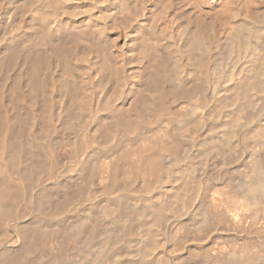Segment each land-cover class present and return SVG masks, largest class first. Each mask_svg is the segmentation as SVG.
Segmentation results:
<instances>
[{
	"label": "rangeland",
	"instance_id": "obj_1",
	"mask_svg": "<svg viewBox=\"0 0 264 264\" xmlns=\"http://www.w3.org/2000/svg\"><path fill=\"white\" fill-rule=\"evenodd\" d=\"M18 1L22 2L23 0H0V37L4 38H0V42L3 40L0 43V49L9 43L4 42L5 38L13 34L20 36L21 31H24L25 28L22 27L23 30H21V26L19 27L15 23L32 17H35L32 22L35 33H38V37L41 34L39 38H42L40 41L34 34V39L37 37L39 41L36 44L41 43L36 45V48H38L37 46L43 48L44 45L40 46L45 37L51 39L59 36H71V34L80 31L79 29L83 30L80 31L81 33L90 31L97 36L98 27H106L104 34L105 37L108 35L106 40L111 42H108L107 50L96 47L92 51L94 47L90 46L88 49L92 47L89 50L91 53L85 48L77 61L81 69L88 67L85 68L86 71L83 70V74L91 83L89 84L97 83H95L96 86H93L92 93L94 95L91 96L93 102L90 99L91 105L93 104V108L95 107L94 110L92 109V113L104 115L106 111L110 113L112 110L120 109L121 106L123 107L121 109H126L127 103L134 97L136 88L144 80V69H152L153 65H156L154 58L157 56L155 55L159 54L160 56L166 54V56L164 55L166 64L162 65L164 70L161 69V79H164L161 82L165 95L163 93L162 97H164L159 98V101L157 99L156 106L162 105V108L160 107L158 110L157 106V111L148 112L146 119L151 116L152 120L149 118L146 121L145 119L141 124L140 121L143 118H140L141 120L138 118L136 120L142 125H140L141 128L139 125L137 127V122H134L132 128H129L130 131L126 130L127 128L118 127L116 132L119 133H115L114 139H110V142L104 140L103 137L104 142L100 140L99 133L98 137L96 134L94 135L98 138L97 140L93 136L95 133L93 129L96 131L95 123H92L94 114L92 117L86 115V119L88 118L87 121L89 120L90 123L84 118L85 115L82 117L83 119H80L89 128L78 120L81 126L73 127V129L69 123L60 120V114L56 115L57 111L49 112L38 109L39 111L35 113L32 107H28L29 117L28 123H26L30 126L28 128L26 123V126H22L27 127L29 131L27 129L24 131L25 128L22 126L21 130L25 135L21 130L15 131L17 135L21 132L19 136L26 137L21 136L20 139L15 132H13L14 136L2 135V139L5 137V141L8 138L11 142L6 145L0 137L2 140H0V150L3 148L0 152V185L10 181L14 184L18 182V184L23 183V185H18L22 186L19 188L21 192L24 187L27 189L24 191L25 193L20 192L22 195V197L19 195L20 200L16 198L13 204L11 202L6 206L7 213L5 212V216L2 217L4 219L0 218V264H106V261H109L108 264H220V262L234 264L241 259L246 260L248 256L252 255L253 260L258 257L254 264L257 262L264 264V205L249 204L248 199L244 201L246 189L250 185L253 186L252 183L256 179V171L253 169H255L254 161L258 157L257 152L259 156L264 157V146L260 147L262 142L264 143V73L258 76V85L256 86L258 89L255 87L253 92H250L254 98L253 102L243 104L242 100L238 103H236L237 100L234 101L236 94L234 84L238 75L244 73L243 69L247 71L254 64L247 54H241L243 50H239L243 49L244 45L247 46L246 44L249 42L257 43L263 45L262 50L257 54L260 59L264 58V0H205L203 5L197 0H59V3L53 0L55 5L52 4V0H39L41 4L37 0L38 3L33 4L35 2L33 0L32 5L28 4L29 0H24L23 5L22 3L19 5ZM18 6H23L21 9L23 11L28 6L27 9L30 12L26 9L25 13L20 12L24 16L16 14L17 12L14 11L15 9L17 11ZM30 7L33 9L32 11ZM238 10L241 11L240 14ZM191 18L199 20L207 30L204 29L206 32L204 35L207 37V40H204L206 43L205 45L201 44L200 50L189 47L192 35H195V27L192 26L194 23L190 22ZM15 20L17 21L15 22ZM148 21L150 24L147 23ZM14 26L20 30H16ZM148 26L151 28L149 29ZM187 26L191 28L189 35L185 33ZM9 31H12L11 35ZM146 39L152 42L155 40L157 43L151 42L152 46H149L150 43ZM146 46L149 47V50ZM34 47L32 46L31 49ZM143 48L148 52H144ZM201 48L207 49H203V53H201L203 55L206 52L203 56L206 55L205 59L208 58V60L204 59V73L200 74L204 75L202 78L199 73L191 71L194 68L192 67L194 57H196L194 55H198ZM103 49L106 52L110 50L108 55ZM160 50L162 53L159 52ZM190 57L192 60L189 59ZM55 60H52L54 62L51 64V69L54 65L57 67L54 68L55 73L51 70L52 73L57 79L69 77L66 79L69 81L70 76L66 73L64 74L67 76H61L63 73L60 74V66ZM106 63L108 64L106 65ZM141 64L144 65V68ZM108 67L112 69L110 71H115V75L118 74L117 81L115 79L111 83L104 79L103 82L100 81L99 78L102 77L100 76L102 74L97 70ZM165 67L166 70H169L166 71ZM233 69L237 72V74L235 72V76H237L229 77L230 72L228 71ZM97 72L100 73L97 74ZM164 72L166 75L163 74ZM140 73L143 74L142 77ZM250 77L254 78V76ZM0 78L3 84L8 81L4 82L3 80L6 78L1 75ZM202 80L209 83L205 84ZM118 81L122 84V89L119 88L121 84ZM5 84L7 88L10 87L7 83ZM8 89L7 93L4 90L0 96L8 97L6 99L2 97V99L12 112L8 110L7 106L6 110L14 115L13 110L16 107H12L11 99H9L12 98L10 93L14 92L13 89ZM28 89L29 87H25L21 91L22 95H26ZM134 89L135 91H133ZM178 89H186L188 96L182 93L177 95ZM109 92L113 93L111 95L115 96L114 99ZM149 92L145 91L144 95L147 94V98L152 97L151 95L154 93ZM31 93L29 91L27 96ZM102 96H105L104 102L113 99L110 101L112 103L107 102L104 107ZM230 96H232V100ZM227 99L231 101L228 103ZM94 100L97 105L94 104ZM9 104H11V108ZM98 105L99 109L103 110L104 107L105 110L98 111V107H96ZM238 111H241L243 115L240 119L238 118L239 121L233 122L232 119L235 118ZM131 113L134 111L132 110ZM144 113L147 114V112ZM32 115V118L36 120L30 117ZM249 115L252 120L248 123L246 119ZM29 118L36 122H30ZM228 121L230 122L227 123ZM66 124L69 125V129L66 128ZM232 125L233 131L230 128ZM90 130L91 133L93 132L92 135H90ZM119 130H125V135L123 131H121L123 132L121 135ZM244 131L247 135H244ZM89 136L91 139L94 137V140H91ZM117 136L120 141L117 140ZM88 138L89 145L86 144ZM11 139H16L19 143H16L15 140L13 145ZM85 139L86 142L83 143L82 141ZM52 143L54 144L52 145ZM78 143L82 144L81 148L77 147ZM9 144L16 145L15 147L19 146L17 147L19 153L24 154L22 156L20 153L23 161L20 159L19 153L16 154L17 148L14 147L13 150V146ZM85 145L88 148H85ZM5 146H8L7 148L10 150H7ZM21 148L22 151H20ZM44 148L47 149L44 150ZM77 148H80V152ZM173 148L175 149L173 150ZM24 149H27L26 153L29 154L26 155L23 152ZM39 149L44 152H40ZM74 149H76L74 151L76 155H74ZM49 151L52 152L51 155ZM2 153L4 154L1 155ZM31 153L34 155L32 158ZM49 155L51 157L53 155L56 161L59 160L55 161L56 168L53 166L51 170H48L50 167L48 161L51 162ZM151 156L152 158H150ZM35 157L36 160L40 159V162L44 163H40L44 165V167L41 166V168L43 167L42 175L36 169V166L40 167V164L37 160L38 165H36ZM43 157L44 159H41ZM8 158H11L13 162ZM2 159L10 161L6 160L7 164H4ZM29 159L32 160L37 172L34 171V173L32 172L33 168H29L31 166H29V163L31 164ZM10 163L14 166H11V169L9 168ZM24 164L26 165L24 166ZM45 165L49 167L46 169ZM19 169L26 174L20 173L22 171H18ZM8 172H11L12 176L7 175ZM18 172L21 177L15 175ZM45 173L49 176L47 177ZM90 173L92 174L90 175ZM8 178L11 180L9 181ZM33 179L37 180V183ZM78 180L80 181L77 182ZM24 183L26 184L24 185ZM70 185L71 187H69ZM77 186H80L81 189ZM75 189L79 192H76ZM82 190L85 194L82 193ZM65 191L69 193L67 194ZM43 193H46V196ZM64 193L68 196L70 194L71 199ZM47 195H52V198ZM17 199L20 203L17 202ZM58 202L62 205L61 207ZM247 202L248 204H246ZM56 205L59 207H55ZM130 230H135V232L132 233ZM24 233L27 235L24 236ZM30 247L33 248L32 251ZM34 249L36 250L34 251ZM252 251L253 254H251ZM247 252L251 253L248 255ZM4 259L8 262H3ZM19 259L20 262H18Z\"/></svg>",
	"mask_w": 264,
	"mask_h": 264
},
{
	"label": "bare ground",
	"instance_id": "obj_2",
	"mask_svg": "<svg viewBox=\"0 0 264 264\" xmlns=\"http://www.w3.org/2000/svg\"><path fill=\"white\" fill-rule=\"evenodd\" d=\"M24 1V0H23ZM22 1V2H23ZM26 1V0H25ZM28 1V0H27ZM37 1H39V0H37ZM55 1V0H54ZM197 1H199V3L201 4V5H203V3L205 2V0H197ZM19 2V1H18ZM22 2H19V5H21L20 3H22ZM33 2V0H29L28 1V4H31ZM40 2V1H39ZM52 2H53V0H52ZM56 3L58 2L59 3V0H56L55 1ZM25 3V2H24ZM35 3H38V2H36V0H35V2L33 3V4H35ZM56 3H52V4H56ZM14 4V3H13ZM16 4H17V2H16ZM15 4V5H16ZM26 4H27V2H26ZM40 4H41V2H40ZM22 5H23V3H22ZM32 5V4H31ZM31 5H29V6H31ZM252 6V5H251ZM23 7V6H22ZM22 7H19L18 6V8H17V11H16V9H15V13L16 14H21L20 12H23V13H25L24 11H26V9H27V7H26V9L23 11V10H21L22 9ZM24 7V8H25ZM35 7H36V5H35ZM30 9H31V11L33 10L32 9V7H30ZM29 9V10H30ZM36 9V8H35ZM237 10V9H236ZM241 10V9H240ZM240 10H238V13L240 14ZM27 11H28V9H27ZM13 12V13H14ZM28 12H30V11H28ZM23 13L21 14V15H23ZM238 13H236V14H238ZM264 13V12H263ZM263 13H261V15H263ZM30 14V13H29ZM20 15V16H21ZM26 15V14H25ZM31 15H32V13H31ZM24 16V15H23ZM15 18V17H14ZM35 18V17H34ZM33 17L32 18H28L27 20H18L20 23H21V25H20V23H15L17 26H21L20 27V29L21 30H23L22 29V27L23 28H27L26 30L24 29V31H21V35L20 36H18V35H16V37H15V35L13 34V35H11V32H10V37H7L6 35V37L7 38H5V40H4V42H9L8 44H7V46L6 47H1V49H0V75L2 76V77H5L6 79L5 80H3L4 82L5 81H7V82H5V83H7V85L9 86L10 85V87H8L9 89H13L12 91L15 93V95H14V93L12 94V93H10L11 94V96H12V98H9V99H11V103H12V107L13 108H15L16 107V109H14L13 110V112L15 113H13L14 115H11L10 113H9V111L8 110H10L11 111V109H9L8 108V104H6L5 105V103L3 102L4 100L2 99V97L4 98L5 96H0V137H1V139H2V135H4V136H10V135H13L14 136V134H13V132H15V131H20L22 128H25L24 129V131H26V129H27V127H23L24 125H25V123L27 122L28 123V117H29V114H28V107H32V109L33 110H35V113H36V111H39L38 109H40V110H47V111H49V112H53V111H57V116H58V114H60L59 115V117H60V120L62 119V122H65V123H69L71 126L70 127H80L81 126V124H83L81 121H80V119H83L82 117H84V115H85V119H86V115H88L89 117H92V115L94 114V113H92L93 112V110L95 109V107L93 108V106L91 105V103H90V99L91 98H93V97H91L92 96V92H93V86L95 85L96 86V82H94L92 85H90L91 83L89 82V80L84 76V74H83V70L87 67H83V69H81V67L77 64L78 62V58H79V56H80V53L82 54L83 52H82V50H84L85 51V48H89L90 46H93L94 48L92 49V51L93 50H95V48L97 47V49L99 48V47H101L100 49H102V48H105V50H107V46H108V42H110V40L108 41V40H106V37L108 36H106L105 37V31H104V29L106 28H104V27H102V26H100V27H98V29L96 30L97 32H98V35L97 36H95V34L94 33H92V32H86V33H81L80 31L82 30V29H79L80 31H76L77 33H75V34H71V36L70 35H67L66 37H62V36H59V37H56V38H51V39H48V38H44L42 41L44 42H42V45L40 46V47H42L43 45V48H39V46H37L38 48H36V45H40V44H36V43H38L39 41L37 40V37H38V33L36 34L35 33V29H34V27H33V24H32V22H33V19H34ZM13 19V18H12ZM17 20H15V22L17 21ZM43 20V19H42ZM212 20V19H211ZM13 22V21H12ZM23 22V23H22ZM190 22H192L191 24H193L192 26L193 27H195L194 28V32H195V35L193 36L192 35V38H191V44L189 45V47L191 48V49H197V50H200L199 48L202 46V45H205V43L206 42H204V40L206 39L207 40V37L204 35V34H206V32H204V27H203V25H202V23H200V21L199 20H195V19H192L191 18V21ZM237 22V21H236ZM148 24H150V22L148 21L147 22ZM204 24V23H203ZM214 24V23H213ZM236 25V24H235ZM36 26V25H35ZM239 26V25H238ZM37 27V26H36ZM176 27V26H175ZM205 27H206V25H205ZM237 27V26H236ZM14 28H15V26H14ZM148 28L150 29L151 27H149L148 26ZM207 28V27H206ZM16 30H18L19 28H15ZM19 29V30H20ZM43 29H44V27H43ZM12 30H13V25H12ZM15 30V31H16ZM191 30V28L189 27V26H187V27H185V33L187 34V35H189V31ZM206 30V29H205ZM37 31V30H36ZM39 31V30H38ZM83 31V30H82ZM175 31V30H174ZM207 31V30H206ZM14 32V31H13ZM44 32V31H43ZM94 32V31H93ZM204 32V33H203ZM6 33H7V31H6ZM16 33H17V31H16ZM40 33V32H39ZM191 33V32H190ZM19 34V33H18ZM34 34H36L37 35V37H36V39H34ZM43 34V33H42ZM68 34V33H67ZM173 34V33H172ZM41 35V34H40ZM40 35H39V37H40ZM45 35V34H44ZM62 35V34H61ZM1 36V35H0ZM5 36H2V37H5ZM18 36V37H17ZM43 36V35H42ZM64 36V35H63ZM99 36V37H98ZM38 37V39H40V41H41V39L42 38H39ZM52 37V36H51ZM206 37V38H205ZM1 38V37H0ZM250 38V37H249ZM1 39H4V38H1ZM109 39V38H108ZM34 40H37V42L35 41L34 42ZM113 40V39H112ZM147 41H149L148 39H146ZM157 41H158V39H156ZM205 40V41H206ZM247 40V39H246ZM249 40V39H248ZM247 40V41H248ZM1 41V40H0ZM154 42H156L155 40H153ZM2 42H3V40H2ZM2 42H0V43H2ZM151 42L152 41H149V46L151 45ZM154 42H152L153 44H154ZM111 43V42H110ZM157 43V42H156ZM155 43V44H156ZM159 43H160V41H159ZM158 43V44H159ZM6 44V43H5ZM4 44V45H5ZM145 44H147V43H145ZM202 44V45H201ZM9 45V46H8ZM207 45V44H206ZM247 46H245L244 45V47H242L243 49H241V50H239V51H242L241 52V54L242 53H245V54H247V56L250 58V61H252V62H254V64L252 65V67L250 68V69H247V71L245 70V69H243L242 70V72H244V73H240L239 75H238V77H237V81H236V83L234 84L235 85V90H236V94H235V100L234 101H236L237 100V102L236 103H238V101L240 102V100H242L241 102H243V104L244 103H251V102H253L254 100V98L252 97V94L250 93L252 90H254V88L258 85V76L260 75V74H263L264 73V65H263V60H264V58L262 57L261 59H260V56L257 54L259 51H261L262 50V47H263V45H260V44H257V43H253V42H249L248 44H246ZM3 46V45H2ZM32 46L34 47V49H31L32 48ZM152 46V45H151ZM241 46H243V45H241ZM147 47V49L149 50V47L148 46H146ZM161 47V46H160ZM206 47V46H205ZM209 47V46H208ZM92 48V47H91ZM90 48V49H91ZM109 48H110V46H109ZM108 48V49H109ZM153 48V47H152ZM86 49V50H87ZM90 49H88V52H90L89 50ZM99 49V50H100ZM111 49V48H110ZM146 49V48H145ZM204 49V48H203ZM202 48H201V51H200V53L202 52V50H203ZM104 50V49H103ZM104 50V51H105ZM143 51H144V48L142 49ZM148 50L146 51V52H148ZM151 50V49H150ZM157 50H158V48H157ZM204 50H207V49H204ZM144 51V52H145ZM162 50H160L159 52H161ZM87 52V53H88ZM98 52V51H97ZM110 52V50L108 51V52H106L105 51V54H107L108 55V53ZM143 52V53H144ZM159 52H157V53H159ZM198 52V51H197ZM205 52V51H204ZM86 53V54H87ZM91 53V52H90ZM112 53V52H111ZM110 53V54H111ZM152 54H153V52H151ZM155 53H156V50H155ZM154 53V54H155ZM162 53V52H161ZM199 53V54H200ZM203 53V52H202ZM202 53L199 55H194V56H196V57H194V64H193V66L192 67H194V68H192V70L191 71H195L196 73H199V75L203 72L204 73V70H203V67H204V59L206 58V55L205 56H203L202 55ZM85 54V53H84ZM191 54V53H190ZM88 55V54H87ZM90 55V54H89ZM98 55V54H97ZM144 55V54H143ZM146 56H147V54H145ZM165 56H166V54H164ZM160 56V54L159 55H155V56H157V57H155L154 58V60L156 61V65H153L154 64V62H153V66L154 67H152V69H144L145 71H144V76H143V81H142V83L141 84H139V86H138V88H136V91H135V89L133 90V91H135V93H134V97H132V99H131V101L129 102V103H127L128 104V106H126V109H121V108H123L122 106H121V108L120 109H116V110H112L110 113H109V111H106V114H101V113H97V114H94V121H92V123H95V128H96V131H95V129H93V131L95 132L94 134H93V136L96 134L97 135V137H98V135L100 134V140H109V142H110V139L112 140V139H114V134L115 133H119L118 131L116 132V130L118 129V127H124L126 130H129V128H132L131 126L134 124V122H137L136 124H137V127H138V125H139V127L141 128V124L145 121V119H146V116L148 115V112L149 111H153L154 110V112H155V110L159 107L158 105V107L156 106V104H157V99H158V101H159V98L160 99H162L163 97H162V95H163V93L165 92L164 91V88H163V85H162V82H161V69L162 68H164V66H162V65H164V63H165V56ZM103 56V55H102ZM105 56V55H104ZM110 56V55H109ZM100 57H101V55H100ZM188 57V56H187ZM149 58V57H148ZM53 59H56L55 61L58 63V65L60 66V68H59V66H58V68L60 69V71H61V73H60V71L59 70H57L56 69V71H59V73L60 74H62L61 76H63V75H65V76H67V75H69L70 76V80L68 81V80H66L67 78H69V77H67L66 79L65 78H58L57 79V77L55 76V69L54 68H56L57 67V65L54 67L53 66V69H51V64H53V62H52V60ZM83 59V58H82ZM143 59V58H142ZM189 59H191L192 60V57H190ZM84 60V59H83ZM98 60V59H97ZM101 60V59H100ZM205 60H208V58L207 59H205ZM112 61V60H111ZM97 62V61H96ZM104 62H105V60H104ZM107 62V61H106ZM140 62L142 63V60H140ZM167 62V61H166ZM189 62V61H188ZM193 62V61H192ZM191 62V63H192ZM100 63V62H99ZM146 63V62H145ZM205 63H206V61H205ZM54 64H56V63H54ZM79 64H80V62H79ZM84 64V63H83ZM108 63H106V65H107ZM113 64V63H112ZM144 64V63H143ZM166 64V63H165ZM168 64H169V62H168ZM82 65V64H81ZM104 65V64H103ZM103 65H101V66H103ZM110 65V64H109ZM171 65V64H170ZM236 65V64H235ZM235 65H233V66H235ZM112 66V65H111ZM115 66V65H114ZM141 66H142V64H141ZM144 66V65H143ZM142 66V67H143ZM161 66V67H160ZM169 66V65H168ZM104 67V66H103ZM170 67V66H169ZM88 68V67H87ZM100 68V67H99ZM106 68V67H105ZM141 68V67H140ZM144 68V67H143ZM147 68H148V66H147ZM206 68V67H205ZM115 70H116V68H114ZM167 68L165 67V70H166ZM232 69V68H231ZM54 71V73H52V71ZM110 70H112V69H109V67L107 68V69H103V68H101L100 70L98 69L97 71H100L101 72V74L102 75H100V76H102L101 78H99V79H101L100 81H102L103 79L107 82H110L111 83V81H113V79H115L116 81L118 80V78L116 79V76L118 75V74H116L115 75V71L113 72V71H110ZM117 70H119V69H117ZM141 70V69H140ZM162 70H164V69H162ZM169 70V69H168ZM168 70H166V71H168ZM238 70V69H237ZM241 70V69H240ZM85 71H86V69H85ZM190 71V70H189ZM100 72H97V74H99ZM117 72V71H116ZM118 72H120V71H118ZM141 72H142V70H141ZM163 72V71H162ZM228 72H230L229 73V77H234L235 76V69H233V70H231V71H228ZM58 72H56V75H58L57 74ZM64 73H66V74H64ZM85 73V72H84ZM143 73V72H142ZM167 74H168V72H166ZM171 73V72H170ZM181 73V72H180ZM202 73V74H203ZM59 74V75H60ZM122 74V73H121ZM163 74H165V72L163 73ZM201 74V75H202ZM236 74H237V72H236ZM140 75H141V73H140ZM143 75V74H142ZM142 75H141V77H142ZM166 75V74H165ZM200 75V76H201ZM199 76V77H200ZM204 76V75H203ZM203 76H201V78L203 77ZM206 76V75H205ZM237 76V75H236ZM235 76V77H236ZM250 76H254V78H251ZM118 77V76H117ZM207 77V76H206ZM72 78V79H71ZM98 78V77H97ZM208 78V77H207ZM63 79H65V80H63ZM120 79H121V77H120ZM204 79H205V77H204ZM229 79V78H228ZM251 79H253L251 82L250 81H248V80H251ZM0 80H1V78H0ZM114 80V81H115ZM122 80V79H121ZM121 80H119L120 82H121ZM164 80V79H163ZM162 80V81H163ZM206 80V79H205ZM260 80V79H259ZM118 81V82H119ZM203 81V80H202ZM207 81H209V80H207ZM235 81V80H234ZM233 81V82H234ZM99 82V81H98ZM103 82V81H102ZM119 82V83H120ZM204 83H205V81H203ZM1 83H2V85H1ZM4 83V84H5ZM90 83V84H89ZM96 83V84H95ZM114 83V82H113ZM115 83H117V82H115ZM207 83H209V82H207ZM207 83H205V84H207ZM3 84V82H2V80L0 81V93L1 92H3L4 93V90H5V92H6V90L8 89L7 88V86H5ZM121 84V83H120ZM110 85V84H109ZM117 85V84H116ZM119 85V84H118ZM117 85V86H118ZM91 86H92V88H91ZM98 86V85H97ZM111 86V85H110ZM122 84L119 86V88L120 89H122ZM137 86V85H136ZM25 87H29V91H31L32 93L31 94H29L28 96H27V94L29 93V91H27L28 93H26V95H22V90L25 88ZM102 87V86H101ZM167 87V86H166ZM181 87H183V86H181ZM5 88H7V89H5ZM30 88H31V90H30ZM116 88V87H115ZM118 88V87H117ZM118 88V89H119ZM192 88V87H191ZM197 88V87H196ZM203 88H204V86H203ZM232 88V87H231ZM257 88V87H256ZM8 89V90H9ZM27 89V88H26ZM120 89H119V91H120ZM188 89V88H187ZM198 89H201V87L199 88L198 87ZM258 89V88H257ZM111 90H113L112 88H111ZM168 90V89H167ZM186 90V89H185ZM185 90H183V89H181V90H179L178 89V94L177 95H179V93H182L183 95L185 94L186 96H188L187 94H188V92L187 91H185ZM233 91H234V87H233V89H232ZM256 90V89H255ZM25 91V90H24ZM145 91H150L149 93H153V95H151L152 97H148L147 98V94L146 95H144L145 94ZM193 91V90H192ZM10 92V91H9ZM9 92H8V94H9ZM197 92V91H196ZM200 92H201V90H200ZM230 92V91H229ZM232 92V91H231ZM253 92V91H252ZM254 92H256V91H254ZM7 93V92H6ZM99 93V92H98ZM110 93V92H109ZM111 94H113V93H110V95ZM133 94V93H132ZM0 95H2V94H0ZM14 95V96H13ZM94 95V94H93ZM95 95H97L96 93H95ZM164 95H165V93H164ZM182 95V96H183ZM10 95H9V97H11ZM98 96H100L99 94H98ZM109 96V95H108ZM113 95H111V97H112ZM150 96V95H149ZM105 97V96H104ZM104 97L102 96V100H103V106L105 107L106 105H104L105 103H109L110 101H112L113 99H114V97H112L113 99H111V97H110V99L111 100H109L108 99V101L107 102H104ZM162 97V98H161ZM231 97V100H232V96H230ZM6 98H8V97H5L4 99H6ZM166 98V97H165ZM228 98V97H227ZM99 99V98H98ZM226 99V98H225ZM229 99V98H228ZM227 99V100H228ZM100 100V99H99ZM129 100V99H128ZM227 100H226V103H227ZM230 100V101H231ZM91 101L93 102V100L91 99ZM95 101V100H94ZM162 101V100H161ZM225 101V100H224ZM229 100H228V103L230 102ZM6 102V101H5ZM97 102L95 101V103L94 104H96ZM110 103H112V102H110ZM109 103V104H110ZM161 103H163V102H161ZM165 103V102H164ZM158 104H159V102H158ZM231 104V103H230ZM241 104V103H240ZM11 104H9V107L11 108V106H10ZM97 105V104H96ZM112 106H113V104H111ZM6 106H7V108H8V110H6L7 108H6ZM101 106V105H100ZM125 106V105H124ZM96 107H98V111L99 110H101V109H99L100 107H99V105L98 106H96ZM104 107H103V110H105L104 109ZM114 107H117V106H114ZM157 107V108H156ZM161 108H162V105L160 106ZM160 107L158 108V110L160 109ZM23 109H24V111H23ZM93 109V110H92ZM262 109V108H261ZM103 110H101V111H103ZM134 111V113H131V111ZM157 111V110H156ZM7 112V113H6ZM12 112V111H11ZM30 112H32V111H30ZM59 112V113H58ZM144 112H147V114L145 115V113ZM235 112H236V110H235ZM10 115H9V114ZM34 113V114H35ZM44 113V112H43ZM48 113V112H47ZM103 113V112H102ZM105 113V112H104ZM109 113V114H108ZM159 113V112H158ZM30 114H33V113H30ZM150 114V113H149ZM237 114V113H236ZM49 115V114H48ZM242 115H243V113L241 112V111H238V114L235 116V118L234 119H232V121L233 122H236L237 120H238V118L240 119L241 117H242ZM252 115V114H251ZM52 116H54L53 114H52ZM80 116H81V118H80ZM31 118L33 117V115L32 116H30ZM45 117V116H44ZM55 117V116H54ZM151 117V116H150ZM149 117V118H150ZM247 117V116H246ZM49 118V117H48ZM139 118V119H138ZM140 118H143L142 120L140 119ZM148 118V117H147ZM148 118V119H149ZM32 119H35V118H32ZM31 119V120H32ZM59 119V118H58ZM84 119V120H85ZM88 119V118H87ZM87 119H86V121H87ZM91 119V118H90ZM136 119H138V120H141L140 122H141V124H140V122L139 121H137ZM148 119H146V121L148 120ZM157 119V118H156ZM30 120V118H29V121L30 122H33V121H35V120H32L31 121ZM81 122V124L79 125V121ZM83 120V121H84ZM92 120H93V118H92ZM149 120H152L151 118L149 119ZM158 120V119H157ZM160 120V119H159ZM247 120V122L249 123V121L251 122V120H252V117L249 115L248 116V119H246ZM52 121V120H51ZM59 121V120H58ZM89 121V120H88ZM87 121V122H88ZM143 121V122H142ZM154 121V120H153ZM239 121V120H238ZM36 122V121H35ZM49 122V121H48ZM57 122V121H56ZM61 124H62V122L61 121H59ZM138 122H139V124H138ZM149 122V121H148ZM230 121H228L227 123H229ZM233 122H231L232 124H233ZM26 123V124H27ZM47 123V122H46ZM88 123H90V122H88ZM230 123V124H231ZM247 123V124H248ZM31 124V123H30ZM34 124V123H33ZM32 124V125H33ZM64 124V123H63ZM75 124H78L79 126H76ZM85 124V123H84ZM83 124V125H84ZM145 124H146V122H145ZM144 124V125H145ZM152 124V123H151ZM246 124V125H247ZM23 125V126H22ZM65 125V124H64ZM67 125V124H66ZM73 125V126H72ZM82 125V126H83ZM141 125V126H140ZM234 126H235V124H233ZM233 125L230 127V128H232L233 127ZM249 125V124H248ZM21 126H22V128H21ZM26 126V125H25ZM27 126H28V128H29V124H27ZM49 126V125H48ZM68 126V127H67ZM66 126V128L67 129H69V125H67ZM85 126H86V124H85ZM146 126V125H145ZM148 126V125H147ZM57 127H59V126H57ZM87 127V126H86ZM144 127V126H143ZM72 128H70V129H72ZM82 128H84V126L82 127ZM81 128V129H82ZM87 128H89V127H87ZM91 128H92V126H91ZM134 128V127H133ZM136 128V127H135ZM147 128V127H146ZM74 129V128H73ZM73 129L71 130V131H73ZM123 129V128H122ZM28 130V129H27ZM80 130V129H79ZM84 130V129H83ZM131 130V129H130ZM129 130V131H130ZM132 130H135V129H132ZM29 131V130H28ZM27 131V132H28ZM75 131H77V129H75ZM120 131V130H119ZM121 131H125V130H121ZM120 131V134L121 133H123V132H121ZM129 131H126V133L128 132L129 133ZM231 131H233V128L231 129ZM249 131V130H248ZM21 132H22V134H24V132H23V130H21ZM20 132V133H21ZM61 132V131H60ZM74 132V131H73ZM87 132H88V129H87ZM90 133H91V130L89 131ZM247 132V131H246ZM18 133V132H17ZM20 133L17 135L16 134V132H15V134L17 135V136H19L20 135ZM46 133V132H45ZM44 133V134H45ZM89 133V134H90ZM93 133V132H92ZM92 133L90 134V135H92ZM99 133V134H98ZM132 133V132H131ZM130 133V134H131ZM135 133V132H134ZM231 133V132H230ZM244 133H245V131H244ZM248 133V132H247ZM33 134V133H32ZM48 134V133H47ZM86 134V133H85ZM88 134V133H87ZM86 134V135H87ZM124 135H125V132L123 133ZM123 134H121V135H123ZM137 134V133H136ZM25 135V134H24ZM86 135H84L85 137H86ZM116 135V134H115ZM117 135H119V134H117ZM121 135H119L120 137H121ZM229 135H231V134H229ZM244 135H247L246 133L244 134ZM21 136H23V135H21ZM21 136H19L20 137V139H21ZM67 136V135H66ZM119 136H117L116 138H117V140H119L118 139V137ZM24 137V136H23ZM26 137V136H25ZM24 137V138H25ZM27 137H30V136H27ZM34 137V136H33ZM60 137V136H59ZM88 137V136H87ZM95 137V136H94ZM94 137H92V139H91V136H89V138L91 139V140H94L93 138ZM102 137H103V139H102ZM111 137H113V138H111ZM124 137H126V136H124ZM4 138L5 137H3V141L2 142H5V145H6V143H8V142H10L9 141V139L8 138H6V140L7 141H5L4 140ZM10 138V137H9ZM89 138H88V141H87V145H89L88 144V142L90 141L89 140ZM14 139V138H13ZM35 139V138H34ZM44 139V138H43ZM81 139H82V137H81ZM95 139L97 140L98 138H96L95 137ZM12 140V139H11ZM16 140V139H15ZM15 140H12L13 141V145L15 144ZM36 140V139H35ZM53 140V139H52ZM56 140V139H55ZM104 140H103V142H104ZM121 140H123L122 138H121ZM0 141V142H1ZM20 141V140H19ZM22 141V140H21ZM29 141V140H28ZM106 141V142H107ZM120 141V140H119ZM118 141V142H119ZM263 141H264V139H263ZM18 141L16 140V143H17ZM57 142V141H56ZM83 143H85L86 142V139H85V141L83 140L82 141ZM122 142V141H121ZM11 143V142H10ZM19 143V142H18ZM32 143V142H31ZM38 143H41V142H38ZM80 143V142H79ZM78 143V146L77 147H80L81 148V146L80 145H82V144H79ZM94 143V142H93ZM101 143V142H100ZM108 143V142H107ZM170 143V142H169ZM2 144H4V143H2ZM12 144H9V145H12ZM54 143H52V145H53ZM103 144V143H102ZM105 144V143H104ZM166 144V143H165ZM264 143L262 142V145H260V147L261 148H263L262 146H264L263 145ZM12 145V146H13ZM26 145V144H25ZM33 145V144H32ZM37 145V144H36ZM36 145H35V148H36ZM48 145V144H47ZM84 145V144H83ZM168 145V144H167ZM170 145H172V144H170ZM174 145V144H173ZM178 145V144H177ZM16 146V145H15ZM15 146H13V150H14V147ZM43 146V145H42ZM6 147V146H5ZM8 147V146H7ZM6 147V148H7ZM10 147V146H9ZM17 147H19V146H17ZM17 147H15V148H17ZM31 147V146H30ZM44 147V146H43ZM52 147V146H51ZM54 147V146H53ZM75 147V146H74ZM85 148L87 147L86 145L84 146ZM126 147V146H125ZM127 147H128V145H127ZM143 147V146H142ZM141 147V148H142ZM173 147H175V146H173ZM76 148V147H75ZM80 148H77V150H79ZM82 148H83V146H82ZM88 148V147H87ZM164 148V147H163ZM3 149V148H2ZM1 149V150H2ZM28 149H30V148H28ZM45 149H47V148H44V150ZM55 151H56V149H57V147H56V149L55 148H53ZM139 149V148H138ZM157 149V148H156ZM170 149V148H169ZM175 148H173V150H174ZM264 149V148H263ZM1 150H0V152H1ZM7 150H10L9 148H7ZM12 150V149H11ZM12 150V151H13ZM25 151H23V152H27L26 150L27 149H24ZM32 150V149H31ZM142 150V149H141ZM3 151H5V150H3ZM11 151V153H13L14 154V152H12ZM15 151H18V148H17V150H15ZM20 151H22V148H21V150ZM39 151L40 152H42L40 149H39ZM38 151V152H39ZM72 151V150H71ZM74 151H76V149H74L73 150V152ZM149 151V150H148ZM44 152V151H43ZM42 152V153H43ZM50 152V151H49ZM78 152H80V150L78 151ZM78 152H76L77 154H78ZM140 152V151H139ZM144 152V151H143ZM142 152V153H143ZM152 152V151H151ZM8 153V152H7ZM10 153V154H11ZM19 153V151L18 152H16V154H18ZM21 153V155H22V152H20ZM20 153L18 154L19 155V157H20V159H21V157L24 155H22V156H20ZM36 153V152H35ZM51 153L52 152H50V155H51ZM58 153V152H57ZM141 153V154H142ZM145 153V152H144ZM154 153V152H153ZM152 153V154H153ZM4 153H2L1 155H3ZM12 154V155H13ZM15 154V155H16ZM27 154H29V153H26V155ZM41 154V153H40ZM47 154V153H46ZM49 154V153H48ZM47 154V155H48ZM127 154H128V152H127ZM155 154V153H154ZM257 154H258V157H257V160L256 161H254V167H255V169H253L254 171H256V179H254V183H252L253 184V186L252 185H250L249 187H248V189H246L247 190V193H245V196H246V198L244 199V201H246V199H248V201H249V204H254V203H257L256 205H258V203L259 204H263L264 205V157H262V155L261 156H259V153L257 152ZM263 154V153H262ZM26 155H25V158H26ZM33 154L31 153V158L34 156H32ZM36 155V154H35ZM37 155H38V153H37ZM36 155V156H37ZM49 155V156H50ZM54 156H55V153L53 154ZM52 155V157L50 156L49 158H51V162L50 161H48L49 162V164H50V167L48 168L46 165H48V164H46L45 166V168L47 169L48 168V170H51V169H53V166H54V164L57 162V161H59V160H57L56 161V159H54V156ZM64 155V154H63ZM71 155V154H70ZM74 155H76L75 154V152H74ZM79 155V154H78ZM82 155V154H81ZM151 155V154H150ZM8 156V155H7ZM10 156V155H9ZM17 156V155H16ZM29 156V155H28ZM27 156V157H28ZM29 156V157H30ZM43 156V155H42ZM56 156H58V155H56ZM62 156V155H61ZM256 156V155H255ZM11 157V156H10ZM15 157V156H14ZM18 157V158H19ZM37 157H39V156H37ZM47 157V156H46ZM4 158H7V157H4ZM40 158V157H39ZM58 158V157H57ZM82 158V157H81ZM144 158H145V156H144ZM143 158V159H144ZM150 158H152V156L150 157ZM158 158V157H157ZM8 159H10L11 160V158H8ZM15 159H16V157H15ZM41 159H44V157L43 158H41ZM47 159V158H46ZM255 159H256V157H255ZM3 160V159H2ZM1 160V161H2ZM7 160V159H6ZM5 160V161H6ZM10 160H7L8 162L10 161ZM22 161H23V158L21 159ZM25 160V159H24ZM30 160V162L32 161L31 159H29ZM38 160V159H37ZM36 160V157L34 158V161L36 162V165H38V163L40 164L41 162V160L39 159L38 161ZM50 160V159H49ZM148 160V159H147ZM152 160H156V159H152ZM4 161V160H3ZM2 161V162H3ZM4 161V162H5ZM12 162H13V160H11ZM26 162H29V161H27V160H25ZM24 161V163H26ZM47 161V160H46ZM46 161H44L45 163H46ZM56 161V162H55ZM149 161H151V160H149ZM157 161V160H156ZM11 162V163H12ZM14 162H16V161H14ZM34 162V163H35ZM38 162V163H37ZM160 162V161H159ZM11 163H10V165H9V168L11 167V166H13V165H11ZM4 164H7V162H5ZM13 164H15V163H13ZM41 164H44L43 162L41 163ZM40 164V167H38V166H36L35 164V166L37 167H34L33 166V164H32V162H31V164L29 163V168H33L32 170V172H34L36 169H37V171H39V173H40V175H42V169H43V167H44V165H41ZM57 164V163H56ZM154 164V163H153ZM16 165V167L18 166L19 167V165H17V164H15ZM26 164H24V166H25ZM141 165V164H140ZM5 166H7V165H5ZM4 166V167H5ZM41 166H43L42 168H41ZM81 166V165H80ZM83 166V165H82ZM139 166V165H138ZM142 166V165H141ZM153 166V165H152ZM160 166V165H159ZM3 167V166H2ZM14 167V166H13ZM12 167V168H13ZM27 167H28V164H27ZM253 167V168H254ZM5 168H7V167H5ZM5 168H3V169H5ZM8 168V169H9ZM34 168H36V169H34ZM54 168H56L55 166H54ZM155 168V167H154ZM11 169V168H10ZM13 169H15V168H13ZM13 169H12V172H13ZM26 169H28V168H26ZM84 169H85V167H84ZM136 169H138V168H136ZM6 170V169H5ZM15 170H17V169H15ZM31 170V169H30ZM58 170V169H57ZM56 170V171H57ZM150 170V169H149ZM8 171V170H7ZM18 171H22L21 169H19ZM27 171V170H26ZM29 171V170H28ZM37 171H35V172H37ZM147 171V170H146ZM34 172V173H35ZM126 172V171H125ZM156 172V171H155ZM5 173V172H4ZM3 173V174H4ZM11 173V172H10ZM9 172H8V174L7 175H9L10 174ZM20 173H23V171L22 172H20ZM25 173V172H24ZM23 173V174H24ZM34 173L32 174V175H34ZM81 173H82V171H81ZM15 174V173H14ZM26 174V173H25ZM37 174V173H36ZM46 174V176L48 177L49 175H47V173H45ZM44 174V175H45ZM50 174V173H49ZM52 174V173H51ZM92 173H90V175H91ZM15 175H17V176H19V172H18V174H15ZM22 175V174H21ZM54 175H56L55 173H54ZM82 175V174H81ZM84 175V174H83ZM90 175H88V176H90ZM93 175H95L94 173H93ZM4 176V175H3ZM10 176H12L11 174H10ZM52 176V175H51ZM87 176V175H86ZM16 177V176H15ZM19 177H21V176H19ZM36 177H37V175H36ZM36 177H35V179H36ZM43 177V176H42ZM41 177V178H42ZM53 177V176H52ZM82 177V176H81ZM3 178V177H2ZM1 178V179H2ZM7 178V177H6ZM10 178V177H9ZM8 178V179H9ZM13 178V177H12ZM23 178V177H22ZM25 178V177H24ZM31 178V177H30ZM32 178H34V177H32ZM37 178H39V177H37ZM86 178V177H85ZM88 178H90V177H88ZM88 178H87V180H88ZM35 179H33V180H35ZM49 179V178H48ZM94 179V178H93ZM11 179H9V181H10ZM52 180V179H51ZM84 180V179H83ZM4 182H5V180H3ZM6 181H7V179H6ZM14 181V180H13ZM21 181V180H20ZM20 181H19V183H20ZM23 181H24V179H23ZM32 181V180H31ZM37 180H35V182H36ZM80 180H78L77 182H79ZM86 181V180H85ZM90 181V180H89ZM11 182V181H10ZM10 182H7L6 184L5 183H3V185H0V218H2L3 216H5V212H6V206L9 204H11V202H12V204L14 203V201H15V199L16 198H19V200L21 199L20 197H19V195H21V193L22 192H24L25 190H27V189H25V187L22 189V192L19 190V188L20 187H22V186H18V185H23V183L22 184H18V182L17 181H15V182H17V184H14V182L13 183H10ZM43 182V181H42ZM84 182V181H83ZM27 183V182H26ZM26 183H24V185L26 184ZM37 183V182H36ZM69 183V182H68ZM67 183V184H68ZM87 183V182H86ZM90 183V182H89ZM29 184V183H28ZM82 184V183H81ZM81 184H80V186H81ZM91 184V183H90ZM61 185H62V183H61ZM79 185V184H78ZM29 186V185H28ZM47 186V185H46ZM49 186V185H48ZM57 186V185H56ZM64 186V185H63ZM80 186H77V187H79L80 189H81V187ZM84 186V185H83ZM82 186V187H83ZM88 186V185H87ZM69 187H71V185L69 186ZM74 187V186H73ZM27 188V187H26ZM46 188V187H45ZM76 188V187H75ZM84 188H85V186H84ZM47 189V188H46ZM69 189V188H68ZM77 189V188H76ZM76 189H75V191H76ZM88 189V188H87ZM57 190V189H56ZM70 190V189H69ZM74 190V189H73ZM45 191V190H44ZM49 191V190H48ZM74 191V192H75ZM78 191V190H77ZM76 191V192H77ZM83 191L84 190H82V193H83ZM254 191H255V193H254ZM258 191V192H257ZM21 192V193H20ZM51 192V191H50ZM63 192V191H62ZM79 192V191H78ZM257 192V193H256ZM25 193V192H24ZM65 193H69V192H67V191H65ZM64 193V195H66V197H68L69 198V196H70V194H69V196L67 195V194H65ZM44 194V193H43ZM42 194V195H43ZM46 194V193H45ZM44 194V195H45ZM74 194V193H73ZM76 194V193H75ZM78 194V193H77ZM83 194H85V193H83ZM29 195V194H28ZM53 195V194H52ZM52 195H47V196H51L50 198H52ZM24 196H26V195H24ZM46 196V195H45ZM78 196V195H77ZM81 196V195H80ZM21 197H22V195H21ZM64 197V196H63ZM75 197V196H74ZM49 198V199H50ZM68 198H66V200H68L69 201V199H71V196H70V198L68 199ZM54 199V198H53ZM52 199V200H53ZM73 199H75V198H73ZM221 199V198H220ZM48 200V199H47ZM52 200H50V201H52ZM65 200V201H66ZM65 201H64V203H65ZM213 201V200H212ZM17 202L18 203H20L19 201H18V199H17ZM23 202V201H22ZM56 202V201H55ZM62 202H63V199H62ZM71 202V201H70ZM73 202V201H72ZM251 202V203H250ZM28 203V202H27ZM31 203V202H30ZM57 203V202H56ZM59 203V202H58ZM62 204V203H61ZM243 204H245V203H243ZM246 204H248V202L246 203ZM19 205V204H18ZM18 205H16L17 207H18ZM22 205V204H21ZM59 205H60V203H59ZM59 205L57 206H55V207H59ZM52 206V205H51ZM62 205H60V207H61ZM65 206H66V204H65ZM68 206V205H67ZM262 206V205H261ZM9 208V207H8ZM11 208V207H10ZM13 209V208H12ZM14 209H15V207H14ZM60 209V208H59ZM208 209V208H207ZM53 210V209H52ZM9 211V210H8ZM12 211H14V210H12ZM48 211V210H47ZM57 211V210H56ZM209 211V210H208ZM207 211V212H208ZM263 211H264V207H263ZM211 212V211H210ZM7 213V212H6ZM17 213V212H16ZM236 213V212H235ZM234 213V214H235ZM54 214H56V213H54ZM203 214V213H202ZM215 214V213H214ZM205 215V214H204ZM7 216V215H6ZM203 216V215H202ZM207 216V215H206ZM204 217V216H203ZM202 217V218H203ZM209 217H210V215H209ZM156 218V217H155ZM212 218V217H211ZM233 218V217H232ZM2 219H4V218H2ZM203 219H206V218H203ZM208 219V218H207ZM214 219V218H213ZM1 220V219H0ZM212 220V219H211ZM156 221V220H155ZM202 221H204V220H202ZM205 222V221H204ZM207 222V221H206ZM2 223H3V221H2ZM202 223V222H201ZM211 224V223H210ZM205 225V224H204ZM203 225V226H204ZM206 225H207V223H206ZM2 226V225H1ZM135 226V225H134ZM4 227V226H3ZM205 227V226H204ZM210 228V227H209ZM133 229V228H132ZM131 231V230H130ZM133 231L135 232V230H132L131 232L133 233ZM129 232V231H128ZM130 232V233H131ZM27 233V232H26ZM26 233H24V236H26L27 234ZM36 233V232H35ZM38 233V232H37ZM90 233H91V231H90ZM23 234V233H22ZM26 234V235H25ZM129 234V233H128ZM135 234V233H134ZM37 235V234H36ZM26 238V237H25ZM31 238V237H30ZM88 238V237H87ZM34 241H36L35 239H34ZM28 242V241H27ZM32 242V241H31ZM38 242V241H37ZM39 242H40V240H39ZM41 242H42V240H41ZM91 242V241H90ZM33 243H35V242H33ZM67 243V242H66ZM39 244V243H38ZM65 244V243H64ZM38 246V245H37ZM66 246V245H65ZM110 246V245H109ZM26 247V246H25ZM112 247V246H111ZM26 248H28V247H26ZM31 248V247H30ZM29 248V249H30ZM35 248V247H34ZM65 248V247H64ZM28 249V250H29ZM32 249L33 248H31V251H32ZM37 249V248H36ZM36 249H34V251L36 250ZM108 249V248H107ZM27 250V251H28ZM38 250V249H37ZM113 250V249H112ZM61 251V250H60ZM114 251V250H113ZM254 252H255V250H253ZM253 251H252V253L251 254H253ZM37 252V251H36ZM28 253V252H27ZM61 253V252H60ZM64 253V252H63ZM108 253H110V252H108ZM107 253V254H108ZM249 253V254H250ZM111 254V253H110ZM109 254V255H110ZM246 254H248V252L246 253ZM248 254V255H249ZM26 255V254H25ZM24 255V257H26V256H28V255H26L25 256ZM254 255H255V253H254ZM14 256V255H13ZM18 256V255H17ZM20 256V255H19ZM18 256V257H19ZM53 256V255H52ZM117 256V255H116ZM253 256V255H252ZM252 256L251 257H249L248 256V258L246 259V260H243V259H241V261H239V262H235L234 264H249L250 262H251V264H254V262H256V259L258 260V257L257 258H255L254 260H253V258H252ZM5 257V256H4ZM14 257H16V256H14ZM259 257H260V255H259ZM107 258H109V257H107ZM107 258H106V260H107ZM16 259V258H15ZM100 259V258H99ZM260 259V258H259ZM105 260V261H106ZM261 260V259H260ZM5 261V259L3 260V262ZM22 261V260H21ZM48 261V260H47ZM104 261V262H105ZM219 261V260H218ZM217 261V262H218ZM248 261H249V263H248ZM262 261V260H261ZM6 262V261H5ZM8 262V261H7ZM6 262V263H7ZM18 262H20V259H19V261ZM102 262V261H101ZM103 262V263H104ZM109 262V261H108ZM108 262L106 261L105 263L106 264H108ZM263 262V261H262ZM9 263H10V261H9ZM3 264H5V263H3ZM14 264V263H13ZM18 264V263H17ZM102 264V263H101ZM217 264V263H216ZM220 264H222V262H220ZM224 264V263H223ZM227 264V263H226ZM255 264H258V262L257 263H255Z\"/></svg>",
	"mask_w": 264,
	"mask_h": 264
}]
</instances>
